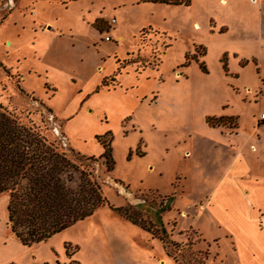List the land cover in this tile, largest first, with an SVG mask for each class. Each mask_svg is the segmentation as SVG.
<instances>
[{"label":"rangeland","instance_id":"obj_1","mask_svg":"<svg viewBox=\"0 0 264 264\" xmlns=\"http://www.w3.org/2000/svg\"><path fill=\"white\" fill-rule=\"evenodd\" d=\"M0 105L147 226L102 205L21 245L3 192L0 264H264V245L239 251L237 230L212 208L226 196L223 208L251 216L244 193L211 192L239 153V183L264 203V0H0ZM220 114L233 118L216 124ZM105 132L111 170L97 157Z\"/></svg>","mask_w":264,"mask_h":264},{"label":"trees","instance_id":"obj_2","mask_svg":"<svg viewBox=\"0 0 264 264\" xmlns=\"http://www.w3.org/2000/svg\"><path fill=\"white\" fill-rule=\"evenodd\" d=\"M135 1L172 5H188L190 2ZM101 83L105 84L103 80ZM209 118L206 117L207 122ZM231 118L232 115L220 114L215 117V123H224L225 119ZM104 134L109 135L104 137ZM95 137L101 144L97 157L102 159L107 170H111L113 158L110 133ZM63 151L57 150L30 126L18 122L0 105V193L7 194L5 225L21 244L31 245L45 240L102 205L109 206L125 219L147 229L144 223L127 211L126 206L110 204L93 175L82 166L79 167ZM80 156L94 159L93 155ZM68 246L69 242L64 243L66 255L72 251Z\"/></svg>","mask_w":264,"mask_h":264},{"label":"crops","instance_id":"obj_3","mask_svg":"<svg viewBox=\"0 0 264 264\" xmlns=\"http://www.w3.org/2000/svg\"><path fill=\"white\" fill-rule=\"evenodd\" d=\"M116 36L119 37V34ZM225 115H231V114H225ZM256 120H257V116H256ZM255 142L257 144H262V139L257 136ZM249 144H253V140H251ZM239 155H240L239 153L236 154L234 160L237 163L235 165L233 164L234 166H231L232 168L231 171H225L220 176L218 182L214 184L211 192L213 191V196H215L219 190L220 185L222 186L223 190L224 188H228L227 191L231 189L232 186L235 190H236V187L239 188L240 191L244 193L246 208L248 212L251 214V216L246 213V210L244 208H241L235 203H232L231 206L229 207L223 208L224 206L223 202H226V201L230 202V200L226 196L225 197L218 196V199H216L215 204L213 205L212 208L215 209V212L219 216L221 215L222 217H227V222H226L227 225L237 230L236 239H238V244H237L238 250L243 251L244 246L242 245L246 243L251 247L252 255H254L256 252L258 253L259 249H261L264 245V203L258 200L259 198L258 196H257V199L255 197L253 198L252 195H255V191H253L252 189L253 185H250V183H239L240 179L245 178V175H246L245 167L243 168V171H241L243 166H240L241 169H238L239 168L238 162H240ZM262 177L261 178L264 184V176ZM262 190H264V186H262ZM238 191L239 190H237V192ZM209 199H207V202H208L207 205H210ZM260 214L262 215L260 216ZM237 224H240V225L247 224V226L252 227L253 229L252 232L254 231L253 232L254 234L257 235L258 233H260L259 244L255 243L252 238H245L244 236H242V228L237 226ZM10 234L12 235V233ZM12 236L13 238L17 239L16 237H14V235ZM19 244L21 243L19 242Z\"/></svg>","mask_w":264,"mask_h":264},{"label":"built area","instance_id":"obj_4","mask_svg":"<svg viewBox=\"0 0 264 264\" xmlns=\"http://www.w3.org/2000/svg\"><path fill=\"white\" fill-rule=\"evenodd\" d=\"M103 38L104 39H109V35L107 33H105ZM257 120H259L261 123L264 124V110H260V112L257 115Z\"/></svg>","mask_w":264,"mask_h":264}]
</instances>
